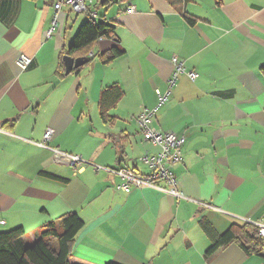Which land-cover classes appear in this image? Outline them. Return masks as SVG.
Returning a JSON list of instances; mask_svg holds the SVG:
<instances>
[{
    "label": "crops",
    "instance_id": "crops-1",
    "mask_svg": "<svg viewBox=\"0 0 264 264\" xmlns=\"http://www.w3.org/2000/svg\"><path fill=\"white\" fill-rule=\"evenodd\" d=\"M94 1L105 10L92 18L112 24L114 39H99L87 63L64 74L75 12L0 0V231L21 227L31 245L76 212L83 227L71 257L82 264H264V246L248 254L234 241L207 255L201 228L264 222V0H92L91 10ZM115 45L124 53L103 63ZM20 55L31 58L25 69ZM173 56L197 77L169 85ZM108 87L122 94L103 118ZM156 89L168 95L155 124L185 134L170 167L181 196L123 192L120 176L93 166L149 173L139 159L159 147L143 141L135 118L157 105ZM48 127L49 146L88 163L73 168L38 145Z\"/></svg>",
    "mask_w": 264,
    "mask_h": 264
},
{
    "label": "trees",
    "instance_id": "trees-1",
    "mask_svg": "<svg viewBox=\"0 0 264 264\" xmlns=\"http://www.w3.org/2000/svg\"><path fill=\"white\" fill-rule=\"evenodd\" d=\"M111 1L113 0H102V3L108 4ZM87 16L67 49L60 53L61 69H64L62 60L64 54L74 58L78 56L88 58L89 52L99 39H114L112 24L105 20L97 21L89 14ZM187 21L192 23L194 20L187 17ZM123 53V49L115 45L100 55L101 61L107 63ZM110 94L112 99L108 101ZM121 94L118 87H108L103 90L100 101L101 117L106 118L108 110L118 101ZM82 227L83 220L78 214L67 212L59 218L57 224L54 222L47 224L31 245L25 243L24 231L21 227L0 231V264H82L72 260L71 257L75 236ZM201 228L211 242L206 251L207 255L231 241L238 243L248 254L259 255L264 246V239L258 234L257 226L249 222L232 224L223 233H217L211 224L205 221L201 223Z\"/></svg>",
    "mask_w": 264,
    "mask_h": 264
},
{
    "label": "built area",
    "instance_id": "built-area-1",
    "mask_svg": "<svg viewBox=\"0 0 264 264\" xmlns=\"http://www.w3.org/2000/svg\"><path fill=\"white\" fill-rule=\"evenodd\" d=\"M91 2L92 0H52V7L56 11H59L64 5H68L71 11L75 13L86 12L90 17H94L95 12L89 9V3ZM126 11L128 13L133 12L134 6L128 5ZM52 23L55 25V19H53ZM171 61L174 65V71L169 79V85H172L177 76L181 73H186L191 80L197 77V72L186 70L183 63L175 56L172 57ZM30 63L31 58L26 55H20L17 59V64L21 69L27 68ZM155 93L158 97L157 105L152 109L142 110L135 118L143 141L159 147L158 151L153 153L145 150L139 159L140 162L149 169V173L139 174L133 170L110 168L99 165L93 166L95 170L104 169L120 176L122 181L116 184L115 188L123 192H128L133 187L150 186L159 188L174 196H181V193L177 189V179L170 167L174 163L181 161V147L185 142V134L173 130H163L155 124L157 108L164 104L168 92L161 93L156 89ZM53 133L54 130L48 127L43 134L42 141L37 144L51 149L57 161L64 162L73 168L83 163H88L78 154L63 152L56 147L49 146L47 142L51 139ZM158 180L165 181L167 186H160L157 183ZM253 224L257 226L258 234L264 239V222L259 221Z\"/></svg>",
    "mask_w": 264,
    "mask_h": 264
},
{
    "label": "water",
    "instance_id": "water-1",
    "mask_svg": "<svg viewBox=\"0 0 264 264\" xmlns=\"http://www.w3.org/2000/svg\"><path fill=\"white\" fill-rule=\"evenodd\" d=\"M62 60L64 65V74H68L72 70L87 63L88 58L85 56H78L74 58L71 55L64 54Z\"/></svg>",
    "mask_w": 264,
    "mask_h": 264
},
{
    "label": "rangeland",
    "instance_id": "rangeland-1",
    "mask_svg": "<svg viewBox=\"0 0 264 264\" xmlns=\"http://www.w3.org/2000/svg\"><path fill=\"white\" fill-rule=\"evenodd\" d=\"M104 10H105V6H102V5L98 4L97 1H94L93 6H92V11H94L95 13H98V15H102L104 13ZM71 18H72L73 24L76 28L74 31V35H75L78 28L80 27V25L87 18V13L86 12H81V13H77V14L72 13Z\"/></svg>",
    "mask_w": 264,
    "mask_h": 264
}]
</instances>
